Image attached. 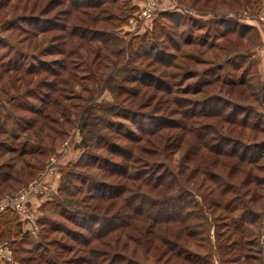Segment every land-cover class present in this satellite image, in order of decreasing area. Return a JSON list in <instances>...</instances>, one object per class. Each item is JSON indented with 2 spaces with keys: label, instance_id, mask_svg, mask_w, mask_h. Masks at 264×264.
<instances>
[{
  "label": "rangeland",
  "instance_id": "374dc122",
  "mask_svg": "<svg viewBox=\"0 0 264 264\" xmlns=\"http://www.w3.org/2000/svg\"><path fill=\"white\" fill-rule=\"evenodd\" d=\"M149 1L0 0V264H264L263 2Z\"/></svg>",
  "mask_w": 264,
  "mask_h": 264
},
{
  "label": "trees",
  "instance_id": "16d2710c",
  "mask_svg": "<svg viewBox=\"0 0 264 264\" xmlns=\"http://www.w3.org/2000/svg\"><path fill=\"white\" fill-rule=\"evenodd\" d=\"M101 4H98L97 6L99 7ZM229 159H236V161L238 163H234L233 167H230V171L228 172V178L229 179H234L238 174H240L241 172L238 171L239 167H236L235 165H242L244 164L243 158L241 159L240 157H236L234 154L231 156H227ZM200 167H207L211 170V168H215V166H217V168H222V165H220L219 163L216 162H212V163H198ZM246 164H251V163H246ZM225 166V165H224ZM204 170V169H203ZM218 187L222 186V191L220 192L221 195V204L220 207H222V209L224 211H229V214L233 215L234 212H237V207L241 206V199L240 196H235V199H224V197L227 196V194H233L232 191L226 187L224 185V183L219 182L218 184H216ZM120 196V195H119ZM242 215L239 216V218L236 219L235 221V217L233 218L232 222L234 227L236 226V223H241L243 224L244 219L247 217V213L245 212V209H242ZM166 225H169V223H165ZM14 227H21V223L18 221L15 213L11 210H5L2 213H0V240L3 238V236L8 235L12 229L11 228ZM238 228L236 227L235 230H237Z\"/></svg>",
  "mask_w": 264,
  "mask_h": 264
},
{
  "label": "built area",
  "instance_id": "2783aa9c",
  "mask_svg": "<svg viewBox=\"0 0 264 264\" xmlns=\"http://www.w3.org/2000/svg\"><path fill=\"white\" fill-rule=\"evenodd\" d=\"M154 4L155 3L152 0H150L148 3L149 6H154ZM37 188L43 189L42 186L33 183L31 186H29V188L19 191L13 197H5L4 199L0 200V213L5 210H11L18 213L19 215H26L27 210L25 205L27 203L28 197L34 191L37 192Z\"/></svg>",
  "mask_w": 264,
  "mask_h": 264
},
{
  "label": "crops",
  "instance_id": "0c3cea01",
  "mask_svg": "<svg viewBox=\"0 0 264 264\" xmlns=\"http://www.w3.org/2000/svg\"><path fill=\"white\" fill-rule=\"evenodd\" d=\"M176 1V2H175ZM205 2L206 1H209V0H204ZM262 2H263V5H264V0H261ZM178 2V0H174V4H175V7H177V6H179V7H181L182 5H178L179 3H177ZM184 7V6H183ZM185 11H187L186 9H185ZM175 12H178V10H176ZM7 195H5L4 197H1V198H5ZM264 259V258H263Z\"/></svg>",
  "mask_w": 264,
  "mask_h": 264
},
{
  "label": "water",
  "instance_id": "95a60500",
  "mask_svg": "<svg viewBox=\"0 0 264 264\" xmlns=\"http://www.w3.org/2000/svg\"><path fill=\"white\" fill-rule=\"evenodd\" d=\"M262 102L264 103V90H263V95H262ZM263 225H264V218H263ZM262 245L264 247V236L262 238Z\"/></svg>",
  "mask_w": 264,
  "mask_h": 264
}]
</instances>
